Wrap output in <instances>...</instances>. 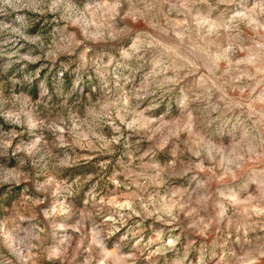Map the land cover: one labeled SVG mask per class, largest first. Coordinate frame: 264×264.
Wrapping results in <instances>:
<instances>
[{"label":"clouds","instance_id":"obj_1","mask_svg":"<svg viewBox=\"0 0 264 264\" xmlns=\"http://www.w3.org/2000/svg\"><path fill=\"white\" fill-rule=\"evenodd\" d=\"M0 264H264V0H0Z\"/></svg>","mask_w":264,"mask_h":264}]
</instances>
